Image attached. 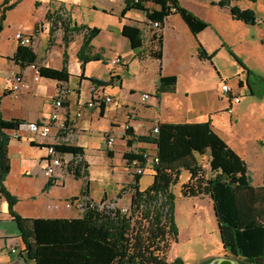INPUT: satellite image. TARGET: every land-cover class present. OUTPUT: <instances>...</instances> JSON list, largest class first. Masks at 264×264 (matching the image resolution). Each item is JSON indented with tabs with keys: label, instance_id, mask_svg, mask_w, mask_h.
<instances>
[{
	"label": "crops",
	"instance_id": "1",
	"mask_svg": "<svg viewBox=\"0 0 264 264\" xmlns=\"http://www.w3.org/2000/svg\"><path fill=\"white\" fill-rule=\"evenodd\" d=\"M7 0H0V23L2 6ZM9 4L17 0H8ZM179 5L192 12L209 26L198 35H193L180 14L171 15L162 29L163 57L155 60L148 54L149 40L144 38V53L132 49L130 42L122 35L124 26L140 27L145 24L146 15L139 10H129L123 14L126 8L125 0H22L14 9L6 13L3 22V31L0 32V121L10 122H38L47 121L52 111V98L62 85L69 87L72 79L77 80L78 89L71 90L68 101L65 104V117L69 127L74 126L77 134L74 142H62L60 147L74 146L80 148L87 165L89 179V196L99 203L104 200L119 199V204L129 207L132 203V194H123L127 185L132 183L131 175L126 164V155L131 152L146 151L158 153L157 145L152 141L140 142L139 138L154 139L155 126L161 123H206L210 122L213 130L247 163L251 173L252 183L255 187L264 185V76H256L251 83L252 72L241 58L235 53L226 28L240 32L236 37L237 46H242L250 41V29L261 27L257 20L264 19V0L250 2L241 0L232 2L231 7L241 12L253 14L255 24H247L236 20L228 7H222V0H178ZM25 2L34 6V14L29 25L17 23L14 15L22 9ZM64 11L71 21L72 26H86L89 29L97 28L99 35L93 39L91 45L94 52L102 53L101 59L82 66L78 59V52L83 44V34H75L73 40L66 47L63 41V31L58 29L51 35L52 25L46 20L47 13L57 10ZM37 14V15H36ZM7 27V28H6ZM19 29L27 35H32L35 46L33 47L38 60V67H47L61 70L67 55V68L70 74L67 83L42 78L37 75L36 66H30L24 70L14 63L13 56L18 44L15 40L5 38L6 30ZM37 33H35V29ZM15 33V34H16ZM260 40L264 46V31L260 34ZM3 42L14 44L9 52L1 50ZM45 43H47L46 49ZM206 52V58L199 56V47ZM229 54L234 64L240 67L241 74L237 76L238 91L223 80L219 73L215 77L217 87L214 96L209 87L207 76L201 75V66L211 63L222 54ZM121 59L118 66H113L112 61ZM13 71H22L27 90L14 93L9 88L10 76ZM175 76L177 85L173 93L158 94V84L161 77ZM246 77V79H245ZM38 78V80H35ZM102 88L104 95L112 97L110 104H104L101 109H87L86 104L90 99V90L93 84ZM223 83H227L232 89V95L225 94L221 90ZM137 85L142 89L136 92ZM180 87L183 88L184 97L179 96ZM198 87L201 94H206V102L198 108L190 106L184 113L178 111L172 113L169 106L177 107L183 99L187 100L190 93H197ZM244 91V92H243ZM151 95L150 100L142 105V94ZM250 96L248 110H256L255 117L250 121L251 125H259L262 136L248 137L244 130L242 120L238 118L240 105L244 94ZM232 97H240L239 104L232 102ZM232 106L233 113L228 114ZM84 110V117L74 122L75 114ZM131 110H136L138 117L129 121L127 116ZM129 127L134 137H126V127ZM116 137V145L108 149L105 138L108 135ZM33 137L26 135L20 140H11L9 144V157L11 171L6 177L3 186L16 199L13 210L21 218L35 219H77L81 214L75 209H68L65 203L76 200L81 195L68 196V183L65 181L47 180L42 176L41 161L46 158L45 149L33 146ZM29 149L37 150L36 154L27 153ZM118 159L117 165L114 161ZM210 153L195 155L191 161V168L198 166L210 175ZM97 165H105L104 169H94ZM109 168V169H107ZM155 169L152 163H147L146 173L154 178ZM178 182L170 187L180 185L181 197L192 200L194 215H203L206 212L216 217L213 202L210 196L186 197L183 187L191 180V174L187 167L180 166ZM189 175L185 181H181L182 173ZM145 175V174H144ZM141 176L137 183V190L142 192L148 189L154 180L145 187L141 183ZM78 180V179H75ZM108 181L107 186L114 183V195L105 196L96 201L90 193V181ZM31 185L36 188V194L31 191ZM83 183L81 181V191ZM1 189V187H0ZM177 197V196H176ZM175 197V201H176ZM176 207V206H175ZM199 213V214H198ZM217 220V219H216ZM218 224V223H217ZM219 227V224H218ZM220 230V229H219ZM179 236V230H178ZM177 240H170V247ZM223 257L234 258L230 253ZM181 259V258H176ZM175 259V260H176ZM183 261V259H181ZM172 260H169V262ZM0 264H35L28 258L26 247L21 237V231L16 219L9 210L7 199L0 192Z\"/></svg>",
	"mask_w": 264,
	"mask_h": 264
},
{
	"label": "trees",
	"instance_id": "2",
	"mask_svg": "<svg viewBox=\"0 0 264 264\" xmlns=\"http://www.w3.org/2000/svg\"><path fill=\"white\" fill-rule=\"evenodd\" d=\"M21 1L17 0L11 5L8 0L4 2L1 25L6 19V13ZM125 1L123 14L132 9L142 11L147 19L159 22L162 29L167 19L174 14L181 15L194 36L209 26L182 8L178 0H141L139 3ZM238 1L241 0H222L220 5L230 8L234 19L255 24L253 14L231 7L232 2ZM46 20L52 25L51 35L58 29L63 31L66 47L75 34H83V44L77 55L82 66L101 59L102 53L95 54L91 45L99 35V29L72 26L61 9L49 11ZM122 35L129 40L133 50H142L141 55L145 52L142 29L124 26ZM145 49L151 58L162 60V31L151 35L149 46ZM199 56L201 59L206 58V52L201 46ZM12 60L22 70L36 66L42 78L64 84L69 81L67 55L61 70L38 67V57L33 47L18 46ZM176 85L175 76L161 77L158 94L173 93ZM20 123L0 121V192L7 199L10 213L19 225L27 256L35 264H184L181 259L173 263L166 262L170 240L176 241L178 237L175 196L170 187L178 182L181 165L187 167L186 170L191 174L190 182L183 187L184 196L211 197L224 248L236 258L238 264H264V185H253L247 163L213 130L210 122L161 123L154 139L139 138L140 142L152 141L157 145L159 164L155 169L154 183L148 189L142 192L137 190L141 176L135 177L134 183L129 186L133 193L128 213H123L119 207L100 209L89 206L81 218L35 220L23 219L15 213L13 208L16 199L3 186L11 171L10 133L17 131ZM127 135L134 137L130 128ZM57 151L83 155L82 150L74 146H58ZM206 151L210 153L208 177L198 166L191 168L194 156L203 155ZM125 158L129 161L142 160L131 153ZM85 174L88 176L87 170ZM81 195L89 197V184L82 187ZM137 220L142 229L135 231Z\"/></svg>",
	"mask_w": 264,
	"mask_h": 264
},
{
	"label": "rangeland",
	"instance_id": "3",
	"mask_svg": "<svg viewBox=\"0 0 264 264\" xmlns=\"http://www.w3.org/2000/svg\"><path fill=\"white\" fill-rule=\"evenodd\" d=\"M34 6L29 2H25L22 6V9L14 15V19L17 23H21L24 26H28L32 21V15L34 12ZM37 15V14H36ZM0 23V28L3 25ZM7 28V27H6ZM19 29H15L12 27L11 30H6L5 38L9 39L12 43L15 40V33ZM261 27H255L250 29V41L242 46H237L235 40L236 37L239 36L240 32L236 30L226 28L227 35L230 37V42L233 44V48L235 53L239 58L243 60V62L248 66V68L252 72L251 83L256 80V76H264V46L260 40V34L263 32ZM47 43H45L44 49H46ZM14 47V44H9L3 42L1 44V50L5 52H9ZM204 66H201V75L207 76L209 79V87L212 88V94L214 96L215 88L217 87L216 76L217 73L220 74L223 80L231 85L234 88V91H238V79L237 76L241 74L240 67L237 64H234L233 59L229 56V54H222L215 61L211 63H205ZM246 79V77H245ZM141 86L137 85L136 92L139 94L142 92V89H138ZM69 88L71 90H77L78 84L77 80L74 78L71 80ZM198 87L197 93H190L189 98L187 100L182 101L176 107L174 105L169 106V110L172 113H176L181 111L184 113L190 106L198 108L201 104L206 102L207 96L206 94H201ZM244 92V91H243ZM180 97H184L183 88L180 87L179 92ZM244 98L242 100V104L240 105V112L238 115L239 120H242V124L244 125V130L242 132L246 133L248 137L262 136V132L259 128V125L252 124L250 121L255 117V109L248 110V104L250 102V96L248 94L243 95ZM37 150L29 149L27 146V153L36 154ZM118 159L114 161V164L117 165ZM105 165H97V167L92 166V170L94 169H104ZM109 169V168H107ZM189 174L187 172L182 173L181 181H185ZM154 180L151 174L145 173L144 178L142 180V187H145L149 182ZM106 183L108 181H105ZM105 182L91 180L90 181V193L96 201L103 199L105 193L108 198L114 195V183L107 186ZM68 185V196L80 195L81 193V181L72 179ZM176 201H175V223L179 230L178 242H174L172 247H169L166 255V262L173 263L176 258L183 259L184 264H205L211 258L216 260L219 259H229V257H223V255L230 253L226 250L221 242L220 230L217 224L216 217L209 212H206L203 215H194L193 206L195 204L192 203V200H185L181 197L182 193L180 191V185H175L173 187ZM31 191L33 194H36V188L34 185H31ZM183 196V195H182ZM199 214V213H198ZM142 229L138 220L135 223V231ZM169 260H172L169 262Z\"/></svg>",
	"mask_w": 264,
	"mask_h": 264
},
{
	"label": "built area",
	"instance_id": "4",
	"mask_svg": "<svg viewBox=\"0 0 264 264\" xmlns=\"http://www.w3.org/2000/svg\"><path fill=\"white\" fill-rule=\"evenodd\" d=\"M134 3H139L141 0H133ZM258 25H264V19L257 20ZM161 24L159 22H154L146 18L145 24L141 25L139 28L144 32V38L150 39L151 35L155 32H161ZM15 41L18 46L22 47H34V38L32 35L24 34L23 32H18L15 35ZM113 66H118L121 63V59H115L112 62ZM37 75L38 69H37ZM35 80H38L36 78ZM9 88L14 93H20L22 90H27L29 87L26 84L25 77L22 71H13L10 76V86ZM222 92L225 94L232 95V89L227 83H223L221 86ZM71 89L62 85L58 88L56 95L52 98V111L50 117L47 121H34V122H22L19 124L18 130L10 133L11 140H20L25 138L26 135H31L33 137L32 142L36 144L37 147L45 149L47 156L41 161L42 165V176L47 180H54V182L60 180L65 181L66 179H79L82 181L83 186L89 184L88 176L85 174L87 170V165L85 163L83 155L73 154V153H62L57 151V147L61 145L62 142L69 143L74 142L77 134L74 131V126L69 127L67 124V119L65 117V104L71 95ZM151 98V95L144 93L140 97V103L142 105L146 104ZM241 101L240 97H232V102L234 104H239ZM112 102V97L104 95L102 88L98 84H93L90 90V99L86 104V108L91 109H101L104 104H110ZM228 114L233 113L232 106L228 109ZM84 117V110L78 111L75 114L74 122L80 120ZM138 117L136 110H131L127 116L129 121H134ZM129 127H126V131ZM159 133V127L155 126L153 129V134L157 135ZM130 138L131 136H126ZM116 137L114 135H108L105 138V143L108 149H113L116 145ZM140 157L142 160H126L127 167L129 169L132 183H134L135 177L143 176L147 171V163H152L154 166L159 164L158 153H150L146 151L131 152ZM79 176L77 177V175ZM131 183V184H132ZM131 184L127 185L126 190L123 194H132L133 191L129 187ZM119 199L114 200H104L99 203L94 202L91 197L80 195L76 200H72L65 203V207L68 209L75 208L81 216L86 212V209L91 206H97L100 209H114L116 207L121 208L123 213L129 212V207H123L119 204Z\"/></svg>",
	"mask_w": 264,
	"mask_h": 264
},
{
	"label": "water",
	"instance_id": "5",
	"mask_svg": "<svg viewBox=\"0 0 264 264\" xmlns=\"http://www.w3.org/2000/svg\"><path fill=\"white\" fill-rule=\"evenodd\" d=\"M207 263L205 264H238L236 260L234 259H219L216 260L214 258L209 259L208 261H206Z\"/></svg>",
	"mask_w": 264,
	"mask_h": 264
}]
</instances>
